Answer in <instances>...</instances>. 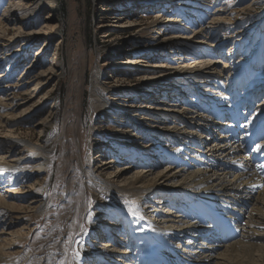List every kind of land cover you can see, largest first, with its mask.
Returning <instances> with one entry per match:
<instances>
[{
    "label": "bare ground",
    "instance_id": "bare-ground-1",
    "mask_svg": "<svg viewBox=\"0 0 264 264\" xmlns=\"http://www.w3.org/2000/svg\"><path fill=\"white\" fill-rule=\"evenodd\" d=\"M26 1L28 0H12L9 8L2 15L3 22L10 27L12 26L13 30H15V27L17 28L21 17L25 15L26 9L22 7V3ZM160 1L161 3L159 2L158 5L160 7L166 8L172 4L174 5L172 7L174 11L167 12L172 14L171 17L163 16L169 18L167 23H163V20H161L163 18L161 17L162 13H159V19L153 21L148 29L152 31V29L156 30L157 26H163L158 29L160 31L159 36L154 40L155 46L153 53H151L152 57L166 59L159 60L163 65L146 64L139 66L138 64L137 66L133 62L127 61L120 63L121 66H127L125 69L146 73L144 79L153 81L144 85V88H142L143 96L141 95L138 102L128 104L130 100L126 102V100H123L124 98L119 103L107 101L100 90L102 87L105 88V83L98 72L90 83L91 96L95 105L97 104L95 106L96 110L105 112L108 117H111V111L116 109H120L124 113H118V130L114 134L111 132L112 139L109 140V144L114 147L116 145L117 147L120 146L123 151L130 152L128 161L131 166L126 165L127 167H124V169L111 171L118 164L117 161L122 160H119L121 157L111 159L107 163L105 161L99 169L103 170L104 168L105 173L110 175V178L106 179L105 184L102 185L101 183L104 182L102 180L103 176L97 177L98 174L94 175L97 168L91 167L89 162L88 167L83 170L85 180L81 182L82 177H80V181L73 180V183L77 182L79 184L80 192L82 191V185H85L86 188L96 191L97 199L98 197L101 198L102 195H107L99 201L100 203L96 200L99 203L97 215L103 216L104 219L102 218L103 220L94 224V230L98 231L100 227V229L105 230V233L111 234L112 230L109 229H113V226L107 225L108 223L105 222L123 217L131 238L128 244L134 243V247L132 249L125 248L122 253L116 250L108 251V249L97 247L95 242L91 240L92 238H87L86 246L81 248L82 257L88 262L96 260L99 262L98 264H108L106 261L113 259L117 252L121 255V258H125L132 264H207L208 261V264H254L256 262L264 264V173L259 164L254 163L251 157L241 156L246 150L241 141H234L227 135L215 137L217 133L221 132L223 125L214 120L215 114L211 111V107L216 106L220 108V113H223V110L230 106L226 92L233 89L240 90L245 83L254 81L255 74L258 78L256 83L259 80L264 82V71L260 72L261 68H251V65H245L244 68L247 73L241 75L239 79L234 72L228 73L233 69L232 55L235 50L233 51L231 48L229 53L225 55V61L218 57L219 59L212 58L213 60L206 63L203 62L204 60L197 62L198 59L195 62L193 60L194 57H197L195 54L191 56L182 53L185 46L193 45L195 49H201L200 57L203 58L209 55L206 54L207 51L211 54L219 51L215 48L212 50V47L223 45L227 42V39L230 40L236 33L234 30L237 27L231 18V13L233 14L234 11L231 12L228 8H221L216 11L213 18L208 16L209 22L206 21V24L203 25L197 20L198 16L196 15L197 11L204 10L197 8V6L204 5L203 0H201L202 2H199V0H171V2L168 1L170 3ZM176 1H182V3L176 5L174 3ZM237 12L239 11L234 13ZM125 20L120 18L118 23L120 24L121 21ZM171 21L183 22L185 27L188 25L190 28L175 32L173 31L174 26L169 23ZM132 25H129V27H132ZM167 25L170 26V30L165 28ZM48 26H45V28ZM7 28L0 27V48L7 46V44H4L7 41L12 44L17 43L22 36V33H20L9 37L11 33ZM161 31L171 33H161ZM31 34V37H33V35H38L39 31L27 33L28 36ZM215 35H221V37L217 42L210 43L207 46L206 42L210 38H214ZM9 38L10 40H7ZM10 43L8 45L12 46ZM24 44L22 48L27 47L26 43ZM187 48L189 49V47ZM172 49L179 50L178 54H174V56L181 57L176 59V63H173L175 61L169 58L173 54ZM19 51L21 53L25 50ZM262 53L263 50L260 51L259 55ZM229 60H231V65ZM138 62L142 63L141 60ZM18 63L15 62V65H18ZM221 63H223V66H219ZM225 73L226 77L231 76L232 79L224 84L222 80L225 78ZM48 76L47 71L39 73L33 82L32 93L34 96L30 97L28 101L17 103L14 97L9 95L13 87L5 85V76L0 74L1 186H5V183L6 185L11 184L13 182L11 178H14V181L18 180L19 178H16L17 174H19L18 176L30 172L39 174L45 168L46 162L41 158L44 153L43 149L14 138L13 134L16 133L15 123L24 120L23 116L25 114H30L31 107H27L29 103L32 99L38 98L48 85ZM27 80L18 81L16 87H26L28 85ZM177 85L180 86V90L177 89ZM186 88H193L192 92H185ZM223 88H226L224 93L221 91ZM155 91L157 94H155ZM195 92L198 93L193 96L192 93ZM1 96H6V98ZM169 98H172V103L166 104L169 101L164 102L163 100ZM176 99L181 100L176 101ZM243 100H245L244 97H241L239 101ZM139 101L141 102L139 103ZM261 107L264 110V101ZM33 115L35 118L38 113L36 112ZM46 124H48L47 121H43L38 123L36 128L42 130ZM127 125L132 130L140 128L141 132L138 134H142L145 138L135 136L132 130L129 129L130 127H126L127 130H121ZM13 143L18 144L19 149L9 146ZM6 146L9 147L5 149ZM92 148H90L91 151ZM106 154L108 153L103 156L106 157ZM116 155L119 154L116 153ZM33 158L39 159L34 160ZM159 160H164L166 166L164 169H159V173L153 176V167L157 166ZM138 166L145 167L146 170H135ZM127 168L131 170H125ZM172 170L175 171L171 172ZM18 181L23 183L21 180ZM174 183L179 184L178 189H173L175 187ZM141 184L144 185L139 186ZM169 185L174 187H169ZM0 189L2 191L4 188ZM18 191L10 192L9 195L13 194L15 196L12 197L14 199L12 202H9L12 198L10 199L6 191L0 192V219L9 217L22 225H20V229L11 231L10 226L12 227L14 224L10 222L6 224L4 218V220H1L2 225H5L2 230L5 231L1 232L0 236L4 235L6 237L3 239L0 237V264H18L20 260L15 259L6 250L13 248L17 243L16 240L22 238L26 234L24 230L29 228L27 225L25 227L24 220L27 216L24 215L26 213H24L23 208L15 203L16 200L21 198ZM7 192L9 191L7 190ZM71 192L73 191L70 190L69 194ZM32 193L34 191L29 194ZM80 199L81 194L75 200L70 196L68 201V204L71 203L76 209L73 219L75 224L78 222L81 210ZM152 199L159 200L157 205L171 203L172 209L176 210L174 214L176 220L160 219V221H155L152 218H147L145 210L146 208H153L149 204ZM165 199L166 202H164ZM171 200L173 201L171 202ZM176 200H180V202L174 204ZM31 202L36 204L35 201ZM115 202H119V204ZM206 206L229 220L238 230L240 237L227 243L218 241L214 235V230L208 225L207 216L209 213L205 208ZM153 209V213H155L158 208ZM88 212L90 214V210ZM169 214H172V212H169ZM115 227L124 228L122 224L120 226L116 224ZM123 231L120 233H123ZM109 244L107 247L110 246ZM117 245L120 244L117 242ZM220 245L225 246L217 252ZM79 263L80 261L77 262V264Z\"/></svg>",
    "mask_w": 264,
    "mask_h": 264
},
{
    "label": "rangeland",
    "instance_id": "rangeland-1",
    "mask_svg": "<svg viewBox=\"0 0 264 264\" xmlns=\"http://www.w3.org/2000/svg\"><path fill=\"white\" fill-rule=\"evenodd\" d=\"M163 1L171 2V0ZM203 1L204 5L197 6V8L204 9L203 12L211 18L221 8H228L231 12L239 11L231 13V18L237 27L234 30L236 33H233V38L227 39V44L224 43L225 45L223 46L212 47V50L219 48L216 53L213 52L211 54L207 51L206 54L211 55V57L206 54L205 58L200 57L201 49H195L194 45L187 46L190 50L185 46L182 53L191 56L195 54L197 55L196 58H193L195 62L198 59L197 62L204 60L203 62L206 63L213 59H219L218 57L225 61V55L229 53L231 48V50H235V54L237 53V58L240 55V60L248 62L253 58L254 54L258 53L261 47H264V0ZM10 2L12 0H0V27H8L7 29L11 33L9 37L20 33H22V36L17 43L12 44L7 41L4 43L7 46L0 48V74L5 76L4 84L13 87L9 95L14 97L17 103L28 101L30 97L34 96L32 93L33 82L37 75L43 71H47L49 83L40 96L32 99L27 106L31 107V112L23 116L25 121H18L14 125L16 132L13 134L14 138L26 141L37 148H42L44 153L41 158L46 163L45 168L39 174L33 172L23 173L20 176L17 174L16 178H19L18 180L23 183H19L18 180L14 181V178H11L13 181L11 184L6 185L5 183V186H1L2 182L0 180V188H4L2 191L0 189V192L6 191L7 195H9L10 192L20 190L18 192H20L19 197L21 198L16 200L15 203L23 208L24 213L27 214L24 215L25 217L27 216L24 222L25 227L26 225L29 227L24 230L26 234L19 238L20 240H16L15 246L6 251L13 255L15 259L18 258L20 260L18 264H72L73 262V264H77L79 261V264H98L96 260L88 262L82 257L81 248L86 246L87 238H92L91 240L95 242V245L101 249L116 250L121 253L125 248H133L134 243L128 244L131 238L123 217L111 222H105L108 223L107 225L113 226V229H109L112 230L111 234L105 233V230L103 228L100 229V227L98 231L94 230V224L104 219L103 216L97 215V207H99V201L107 195H102L100 196L101 198L98 197L97 199L96 191L86 188L85 185H82V191L80 192L79 184L77 182L73 183V180L77 179L80 181V177H82L81 182L85 180L83 170L88 167L87 165L90 162L91 167L97 168L94 171V175L98 174L96 175L97 177L103 176L102 180L104 182L101 183L103 185L105 180L110 178V175L105 173L104 168L102 170L99 167L105 161L107 163L111 159L120 157L119 160H122L117 161L118 164L111 171L131 166L128 161L131 153L127 150L123 151L120 146L117 147L116 145L114 147L112 145V147L109 144L112 134L118 130V113H124L122 110L116 109L111 111V117H108L105 112L96 110L95 106L97 104L95 105L91 96L90 83L98 72L105 83V88L102 87L100 90L107 101L119 103L124 98L123 100H126V102L130 100L128 104H136L141 95L143 96L142 88H144V85L153 81L144 79L146 73L125 69L127 66H121L120 63L127 61L133 62L137 66L138 64L139 66L146 64L163 65L159 60L166 59L155 58L151 55L155 46L154 40L159 36L158 33L160 31L158 29L163 26H157V29H152V31L148 29L153 21L159 19L161 13V17H171L172 14L167 12L174 11L172 8L174 5L172 4L166 8L160 7L158 6L159 2L161 3L160 0H28L23 2L24 4L22 3V7L26 9V12L21 17L20 24L13 30V27L6 25L2 18L5 10L9 8ZM174 3L179 5L182 1ZM199 11H197L196 15ZM164 17L161 20L165 24L169 18ZM120 18L126 20L121 21L119 24L118 20ZM197 20H199V17ZM169 23L174 26L173 31L175 32L190 28L188 25L185 27V24L179 21H171ZM131 24H133L132 27H129ZM47 25L49 26L45 28ZM165 28L170 30L168 25ZM165 28L164 30H166ZM38 31L39 34L33 35V37H31L32 34L27 35V33ZM163 32L171 33L169 31H161V33ZM220 37L221 35H215L214 38H210L206 42L207 46L210 43L217 42ZM7 40H10V38ZM261 40L262 45H260ZM9 43L12 46H9ZM24 43H26L27 47L22 48L25 45ZM209 48L211 49V47ZM19 50L25 51L19 53ZM171 51L173 54L169 58H172L175 61L173 63H176V59L181 57L178 55L174 56V54H178L179 50L172 49ZM221 53L225 54L219 55ZM140 60L142 63L138 62ZM229 61L231 65V60ZM15 62L20 64L15 65ZM222 64H219V66H223ZM230 78L232 79L231 76L226 77L225 73V78L222 82L224 84L228 83ZM25 79H28L26 87H16L18 81H24ZM177 89L180 90V86L177 85ZM225 90L226 88H223L221 90L222 93ZM156 91L155 94H157ZM197 93L192 94L194 96ZM1 97L6 98V96ZM171 100L172 98L163 101H169L166 104H170L172 103ZM36 112L38 115L34 118L33 114ZM43 121L48 123L44 129L36 128V125ZM126 127L130 126L127 125L121 130H127L128 128ZM129 129L132 130L131 127ZM132 132L137 137L145 138L142 134H138L141 132L140 128L138 130L134 128ZM9 146L19 149V145L15 143ZM9 146H6L5 149ZM91 147H93L92 151L90 150ZM29 150L31 151V149ZM105 153H108L106 157L103 156ZM116 153L119 155H116ZM33 159L37 160L39 158ZM163 161L159 160L157 166L153 167V176L159 173V169L165 168L166 165ZM125 170L131 169L127 168ZM135 170L146 169L138 166ZM174 171L172 170L171 172ZM28 174L32 175L28 176ZM25 176L26 178L28 176V178L26 179ZM176 183H174L175 187L173 185H169V187L178 189L177 186L179 184ZM21 186H23L22 190ZM69 189L73 191L70 194ZM33 191L34 193L30 195L29 193ZM79 194H81L79 202L81 210L78 222L75 224L73 219L76 209L71 203L68 204V201L70 196L75 200L79 197ZM9 196L10 199L15 197L13 194ZM22 196H25L24 199ZM166 199L164 202H166ZM12 201H14L13 198L11 201L9 200V202ZM31 201H35L36 204H32ZM158 201L152 199L149 202L153 208L158 209L153 213V208H146L145 216L155 221H160V219L175 221L174 214L176 210L174 212L172 207H170V203L157 205ZM179 202L180 200L175 201V203ZM115 203L119 204V202ZM155 205L157 206L154 207ZM88 210H90V214ZM169 212H172L173 216ZM3 218L6 220V224L9 222L14 224V226H10L11 231L18 230L22 226L14 219L2 217L0 219V233L5 231L2 230L5 226L2 225L1 220H4ZM116 224L119 226L122 224L124 228L115 227ZM121 231L123 233H120ZM4 237L6 236L2 235L1 239ZM66 242H68L67 245H65ZM117 242L120 245H117ZM108 244L110 246L107 247ZM223 246L225 245H220L217 248V252ZM99 248L97 249L100 250ZM118 252L113 259H108L106 262L108 264H132L125 258H121Z\"/></svg>",
    "mask_w": 264,
    "mask_h": 264
}]
</instances>
